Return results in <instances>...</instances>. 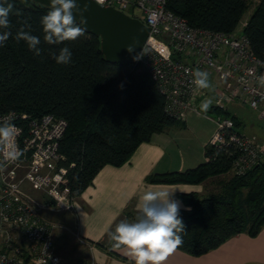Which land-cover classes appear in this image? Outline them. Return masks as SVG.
<instances>
[{
  "label": "trees",
  "instance_id": "obj_1",
  "mask_svg": "<svg viewBox=\"0 0 264 264\" xmlns=\"http://www.w3.org/2000/svg\"><path fill=\"white\" fill-rule=\"evenodd\" d=\"M9 3L13 5L11 27L0 28V33H12L0 46V112L16 111L27 119L52 114L67 121L60 142V153L65 158L61 164L69 168L61 184V194L66 198L79 197L104 166L121 167L129 162L137 148L154 134L183 125L167 115L166 97L141 63H109L100 37L87 30L75 41L49 45L44 41L41 18L50 7L33 0H0L5 7ZM252 5L253 0H167V9L186 19L190 26L226 34L241 27ZM16 11L22 15H15ZM25 20L30 27L23 25ZM22 27L39 37V56L26 41L15 39ZM243 33L255 54L264 60V0L253 8ZM63 47L72 52L66 65L53 59ZM207 112L232 118L236 128L243 125L241 118L228 109L210 105ZM238 153L234 144L208 147L206 161L192 169L147 177L151 183L207 186L209 181H217L206 194L180 195L186 207L180 209L185 231L178 249L201 256L238 234L256 237L263 229L264 162L244 174L237 173L233 166ZM138 214L128 208L122 220L134 221ZM115 225L96 245L124 259L117 252L123 246L116 247L110 236Z\"/></svg>",
  "mask_w": 264,
  "mask_h": 264
},
{
  "label": "built area",
  "instance_id": "obj_2",
  "mask_svg": "<svg viewBox=\"0 0 264 264\" xmlns=\"http://www.w3.org/2000/svg\"><path fill=\"white\" fill-rule=\"evenodd\" d=\"M97 3L139 18L150 28L136 63L149 71L165 95L167 115L184 121L197 101L208 95L192 83L191 73L199 69L213 76L211 105L226 109V103L238 101L264 116V87L256 79L264 73V60L255 54L243 33L246 21L240 30L226 34L190 26L167 9V0ZM9 116L17 133L11 147L0 151V264H68L56 250L57 224L43 214L60 206L64 211L75 210V198L61 194L69 168L63 164L58 167L65 160L60 142L68 123L52 114L27 119L16 111L0 112V122ZM214 119L218 128L209 147L234 144L239 152L233 166L237 173L244 174L264 162V145L257 135L241 134L231 118ZM9 151L19 154L9 160Z\"/></svg>",
  "mask_w": 264,
  "mask_h": 264
},
{
  "label": "crops",
  "instance_id": "obj_3",
  "mask_svg": "<svg viewBox=\"0 0 264 264\" xmlns=\"http://www.w3.org/2000/svg\"><path fill=\"white\" fill-rule=\"evenodd\" d=\"M258 2L253 0L251 8ZM209 80L213 84L211 76ZM199 108L196 106L188 111L186 119L182 121L183 125L156 133L149 142L142 143L123 166H104L93 183L75 198V210L67 211L65 215L85 249L86 255L81 256L87 258L84 262L134 264L125 247L117 251L124 257L122 259L107 253L96 243L103 241L109 230L124 219L128 208L139 211L140 197L146 190H175L172 198L181 202L180 209L186 207L180 198L182 193L204 192L205 183L147 181L151 174L185 171L206 161V149L218 126L209 113ZM192 131L196 132V148L190 143L189 134ZM77 261L81 260L77 258ZM165 264H264V227L256 237L246 233L238 234L201 256H193L177 248L168 255Z\"/></svg>",
  "mask_w": 264,
  "mask_h": 264
},
{
  "label": "clouds",
  "instance_id": "obj_4",
  "mask_svg": "<svg viewBox=\"0 0 264 264\" xmlns=\"http://www.w3.org/2000/svg\"><path fill=\"white\" fill-rule=\"evenodd\" d=\"M100 2V0H97ZM50 10L41 18L44 31V41L49 45L61 44L64 41H75L84 34L85 29L75 22L74 12L83 16L88 10L85 3L80 8L77 0H50ZM13 13V5L7 4L5 7L0 4V28L11 27L9 16ZM22 15L19 11L14 13ZM81 19V23H84ZM24 26L27 21L22 22ZM12 35L10 31L0 33V46ZM15 39L26 41L28 48L35 55L41 54L40 39L30 32L24 31V27L17 32ZM136 41H133L135 44ZM126 50L129 53L134 51L133 45H128ZM72 52L68 47L60 49L59 54H53V59L57 64L66 65L71 61ZM136 56L134 59H139ZM196 90L209 89L212 87L209 80V73L196 69L191 73ZM260 87H264V73L257 78ZM212 101L205 99L201 103V108L207 111ZM11 116L5 117L0 122V151L11 147L15 140L17 130L10 122ZM18 152H8L7 159L13 160L18 156ZM175 190H146L140 197L138 204L139 214L134 221L120 220L115 225V229L110 233L111 239L115 241L116 247H125L129 257L134 264H165L170 253L183 244L181 233L185 231V225L180 217L181 202L172 198ZM190 211L191 209H186Z\"/></svg>",
  "mask_w": 264,
  "mask_h": 264
},
{
  "label": "water",
  "instance_id": "obj_5",
  "mask_svg": "<svg viewBox=\"0 0 264 264\" xmlns=\"http://www.w3.org/2000/svg\"><path fill=\"white\" fill-rule=\"evenodd\" d=\"M49 7L50 0H33ZM80 8L88 4V10L83 16L74 12L75 22L89 33L99 36L101 49L109 63H136V56H140L150 35V28L141 19L132 17L112 6H102L94 0H77ZM84 23H81V19ZM133 41H136L133 44ZM133 45L134 51L129 53L126 48ZM54 204L55 201L52 200Z\"/></svg>",
  "mask_w": 264,
  "mask_h": 264
},
{
  "label": "rangeland",
  "instance_id": "obj_6",
  "mask_svg": "<svg viewBox=\"0 0 264 264\" xmlns=\"http://www.w3.org/2000/svg\"><path fill=\"white\" fill-rule=\"evenodd\" d=\"M252 10L253 8H250V10L246 13L245 17L243 18V22H245L249 18ZM240 26L242 27V25ZM241 27H239V30L241 29ZM211 77L213 79V76ZM210 89L211 88L205 89L208 91V95L204 94L205 96L203 98H200L197 101L196 106L197 107L199 106L200 107L199 109L201 110H202L201 108L202 101H204L205 99L211 100L212 98V91H210ZM226 109H228L229 113H231L232 115H236L239 118H241L243 125L239 128H236L238 132H240L241 134L242 133L246 134V135H257L261 139L264 145V116H261L258 111L250 108L249 106L243 105L242 103L238 101L226 103ZM207 111H204V112L208 113ZM211 116L213 118L217 117L214 114H211ZM194 132L195 131L190 132L189 135H190V143L196 148L197 139L194 136ZM61 166L62 164L60 162L58 165L59 169L61 168ZM216 183L217 181L215 183L209 181L210 185L207 184L202 194H206V191L210 192L211 191L210 189L213 186L211 184L215 185ZM66 213L67 211H64L62 209V206H60V209L58 208L54 211L47 210L43 212L44 216L48 220L57 224V227L54 230V238H55V244H56L58 254L68 264H73L75 263L77 258L80 259L81 261H84V259H87V258L81 257V256L86 255L85 249L81 246L80 239L79 237H77L75 229L69 223L68 218H66L67 217V215H65ZM80 247L82 248L80 249Z\"/></svg>",
  "mask_w": 264,
  "mask_h": 264
}]
</instances>
